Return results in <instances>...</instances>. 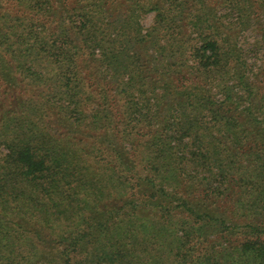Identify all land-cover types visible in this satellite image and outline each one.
Wrapping results in <instances>:
<instances>
[{"label":"trees","instance_id":"obj_1","mask_svg":"<svg viewBox=\"0 0 264 264\" xmlns=\"http://www.w3.org/2000/svg\"><path fill=\"white\" fill-rule=\"evenodd\" d=\"M207 1L0 0V264H264V75Z\"/></svg>","mask_w":264,"mask_h":264},{"label":"rangeland","instance_id":"obj_2","mask_svg":"<svg viewBox=\"0 0 264 264\" xmlns=\"http://www.w3.org/2000/svg\"><path fill=\"white\" fill-rule=\"evenodd\" d=\"M66 3V7H69L70 0H62ZM254 1V0H253ZM110 6L115 9L123 12L125 14L124 9L126 8L127 0H109ZM254 8L255 12H252L251 14L247 15H239L237 11H233L232 9L225 6L223 3V0H208L207 4L210 5V7H213L214 11H216L219 15L220 19V29L227 34L229 37H232V41H234V44L237 45L239 48L241 54H242V61L241 64L245 67H249L250 70V77L252 83H258L257 82V75H264V15L262 14V8L260 7V1L255 0L254 1ZM263 4V3H262ZM16 13H23L27 15L29 10L25 9L23 6L16 5ZM24 11V12H23ZM116 11L114 13L117 14ZM32 14L36 13L35 16L37 19H42L45 22H49L52 19V16L50 13H42V12H36L34 10H31ZM248 12V9H247ZM154 12H148L146 14H142L139 17V23L141 26V33L146 34L147 31L151 28L154 22ZM183 33L185 34V39H195L197 35V30L194 28V25L190 23L186 28H183ZM181 32V31H180ZM188 35V36H186ZM224 35V34H223ZM228 38V37H227ZM229 39V38H228ZM198 42L201 43V41L198 40ZM198 42H195L197 44ZM199 45V44H198ZM197 47V46H196ZM188 56V55H187ZM83 55L78 56V69L82 70L81 73L86 74V78L92 80L90 77L92 76V73L94 71V66L87 65L85 61L83 60ZM187 59V64H191V60ZM194 73V72H191ZM193 74H190V76ZM256 75V76H255ZM93 77V76H92ZM264 83V77H259ZM97 81L94 79V82ZM20 88L24 93H27L28 91L31 92V87L27 86V81L20 77ZM261 86V84H259ZM94 97H97L93 93ZM116 109L111 108L114 112H118L119 119H127L129 112L127 111L126 102H128V99H124V94H118L114 96ZM164 106V105H163ZM92 104L88 103L86 110L88 108H91ZM124 110L128 112V114H124ZM160 114L158 115V119L161 121L163 110L159 108L158 110ZM138 116V114H137ZM141 128H136V131H139L136 134L137 141H136V149L132 148V152L134 155H137L136 153L143 152L141 149L144 144L150 139L151 135L155 132L151 131L153 129H159L161 127V124H151L150 121L142 119ZM66 130V129H65ZM121 139V145L126 146L125 141L126 137H121V135L118 137ZM88 142H92V139H88ZM130 147V146H129ZM128 147V148H129ZM145 153L148 155L150 154V150H145Z\"/></svg>","mask_w":264,"mask_h":264}]
</instances>
